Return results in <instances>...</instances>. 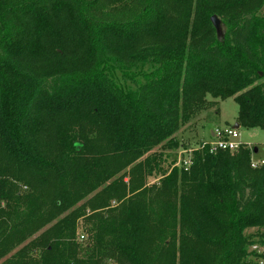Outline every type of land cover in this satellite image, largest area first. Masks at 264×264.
I'll return each mask as SVG.
<instances>
[{
    "label": "trees",
    "instance_id": "trees-1",
    "mask_svg": "<svg viewBox=\"0 0 264 264\" xmlns=\"http://www.w3.org/2000/svg\"><path fill=\"white\" fill-rule=\"evenodd\" d=\"M263 6L0 0V264L251 262L254 149L168 172L154 149H185L176 133L227 98L239 127L264 129Z\"/></svg>",
    "mask_w": 264,
    "mask_h": 264
},
{
    "label": "rangeland",
    "instance_id": "rangeland-1",
    "mask_svg": "<svg viewBox=\"0 0 264 264\" xmlns=\"http://www.w3.org/2000/svg\"><path fill=\"white\" fill-rule=\"evenodd\" d=\"M259 14L264 15V6L259 11ZM237 113L238 106L236 102L233 98H227L218 101L214 107H207L198 115L194 116L188 124L176 133L175 136L180 144L185 145V149L178 148L170 150L161 147H156L154 149L156 154L162 153L161 157L163 162L161 163V166L164 171H170L174 165L179 166V159L182 160L189 154H191L192 157L193 152L197 150L198 146L202 142L210 139V137L207 139L208 128H214L216 126H232L236 121ZM237 130L240 135V141L245 144L246 147L257 149V152H252L251 158L254 161L264 160V129L238 127ZM166 155H169V157ZM159 178V174H153L146 178V184L155 183ZM111 204L115 205V202L112 201ZM253 231H255V229L250 230V232ZM81 235H83V238H81ZM77 237L79 242L86 239V234L82 230L81 222L78 225Z\"/></svg>",
    "mask_w": 264,
    "mask_h": 264
},
{
    "label": "built area",
    "instance_id": "built-area-1",
    "mask_svg": "<svg viewBox=\"0 0 264 264\" xmlns=\"http://www.w3.org/2000/svg\"><path fill=\"white\" fill-rule=\"evenodd\" d=\"M239 137L238 130L233 126H216L212 130V138L202 142L197 150L207 149L209 153H215L217 151L233 152L238 148L245 146V144L240 141ZM191 159V154L187 155L182 160L179 159V166L187 168L191 164ZM262 165H264V160L254 161L251 158V168H257ZM81 238H83V235H81ZM251 251L254 253V256H251V262L248 264H264V238L261 242L254 243L251 246Z\"/></svg>",
    "mask_w": 264,
    "mask_h": 264
},
{
    "label": "water",
    "instance_id": "water-1",
    "mask_svg": "<svg viewBox=\"0 0 264 264\" xmlns=\"http://www.w3.org/2000/svg\"><path fill=\"white\" fill-rule=\"evenodd\" d=\"M210 21H211V24L213 25V27L215 29L217 38L219 40H221L222 37H223V25H222V21L216 15H212L210 17ZM233 127L237 129L239 127V125L236 123ZM254 152H257V149L256 148L254 149Z\"/></svg>",
    "mask_w": 264,
    "mask_h": 264
},
{
    "label": "crops",
    "instance_id": "crops-1",
    "mask_svg": "<svg viewBox=\"0 0 264 264\" xmlns=\"http://www.w3.org/2000/svg\"><path fill=\"white\" fill-rule=\"evenodd\" d=\"M237 118V117H236ZM236 120V119H235ZM236 124V121H235V123L232 125V126H234ZM212 130H213V128H208L207 129V134H208V136H207V139L210 137V139H211V137H212Z\"/></svg>",
    "mask_w": 264,
    "mask_h": 264
}]
</instances>
